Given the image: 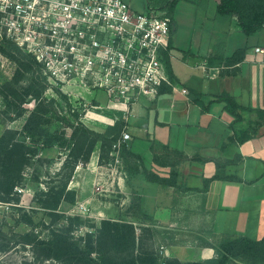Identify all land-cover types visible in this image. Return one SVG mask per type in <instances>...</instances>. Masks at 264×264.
I'll use <instances>...</instances> for the list:
<instances>
[{"label":"crops","instance_id":"obj_1","mask_svg":"<svg viewBox=\"0 0 264 264\" xmlns=\"http://www.w3.org/2000/svg\"><path fill=\"white\" fill-rule=\"evenodd\" d=\"M217 2L213 0L200 22L196 24L192 19L196 25L185 42L179 38L177 30L171 37L169 56L173 82L180 90L186 89L188 95L173 91L159 95L153 102L145 101L135 107L127 122V129L136 135L132 151L142 155L147 169L163 177L171 173L170 167L155 165L153 144L157 155L162 154L161 145L184 153L188 160L176 168L179 172L177 187L164 188L148 182L141 174L129 177L127 173L125 177L115 176L113 184L121 193L132 191L140 197L138 200L143 207L152 208L151 216L158 223L200 227L210 223L215 229L213 233L219 235L261 239L264 236V126L258 136L245 143H232L229 139L258 121L252 109H264V56L255 53V47H264V29L248 37L237 18L217 21ZM178 6L173 30L180 18ZM238 50H245L243 60L227 65L226 61ZM226 93L235 97L242 107L239 111L242 120L234 126V117L225 110V104L218 101ZM106 112L114 111L99 112L101 117L97 115V118L102 124L114 125L117 116L114 119L102 116L101 113ZM238 154L243 161L228 167L227 171L238 174L244 182L215 181L205 191L204 179L215 174V162L233 159ZM92 174L90 184L99 179L100 172L97 174L93 169ZM75 184H79V180L73 181L72 186H76L80 199L88 186L78 189ZM168 249L181 261L187 257L179 248L175 247V252ZM195 256L202 257L198 261H206L215 258L216 252L202 247ZM188 261L192 260L184 262Z\"/></svg>","mask_w":264,"mask_h":264},{"label":"trees","instance_id":"obj_2","mask_svg":"<svg viewBox=\"0 0 264 264\" xmlns=\"http://www.w3.org/2000/svg\"><path fill=\"white\" fill-rule=\"evenodd\" d=\"M182 1L193 2L205 9L213 2V0H148L147 6L165 13L174 22L175 11ZM233 18H237L246 36L257 35L264 29V0H218L216 20L226 22ZM174 32L172 26V34ZM0 55L7 56L16 64V72L12 80L0 86L4 113L9 116V121L27 116L21 130L9 128L0 137V201L18 204L19 198L16 197L15 190L22 184L27 168L34 161L41 160L42 150L60 146L68 152L67 159L71 163L70 172L64 178L62 185L51 187L42 195L45 208L54 211L55 217L50 225L44 224V228L49 230L48 239L40 238L39 233L32 229L31 232L9 238V243L15 242V245L29 247L43 260L57 264H229L233 260L247 264L264 263V236L261 239H253L243 235H227L217 244L204 240L202 246L215 250L216 257L206 261L188 262L177 258L161 259L148 243L149 240L154 239L155 231L153 226L147 223H143L138 228L134 223L124 219L104 220L100 226L92 227L94 231L76 237L73 232L75 228H79L80 219L68 218L65 222L60 221L63 216L56 211L63 201L75 203L77 192L68 187L76 169L81 164L91 161L99 145L103 153L104 150L111 151L122 137L127 123L123 119V114L117 113L114 125L107 126L102 132L91 129L81 121L80 113L73 111L68 97L48 83L42 65L34 57L8 39L0 41ZM165 56L168 74L174 81L170 56L168 53ZM244 56L245 50H238L226 61V64H237ZM49 89L54 91L56 97L47 96ZM171 92H173L172 88L167 85H163L160 89V95ZM218 101L224 103L225 110L234 117L233 126L242 120L239 112L242 107L235 97L226 93L221 95ZM31 102H34L35 106L28 112L26 105ZM253 111L258 115V121L247 130L231 137L230 142L242 144L259 135V129L264 126V109H252ZM64 113L66 116H63ZM53 120H58L61 127H53ZM132 145L133 140L123 144L120 149V155L125 160V172L129 177L141 174L148 182L159 184L164 188L177 187L179 172L176 168L188 160L183 152L171 150L168 145H161L162 154L157 155L155 145L151 146L155 165L171 168L169 176L163 177L146 168L144 158L132 151ZM103 153L100 161L104 158ZM242 161L240 154L233 159L216 161L215 174L204 179L205 191L215 181L244 182L238 174H229L227 171L228 167L237 166ZM53 198L55 200L50 202ZM138 206L147 220H154V217L142 210L141 205ZM32 220L25 213L18 222L32 226ZM54 226L59 228L55 229ZM0 239L7 241L8 236L0 233Z\"/></svg>","mask_w":264,"mask_h":264},{"label":"built area","instance_id":"obj_3","mask_svg":"<svg viewBox=\"0 0 264 264\" xmlns=\"http://www.w3.org/2000/svg\"><path fill=\"white\" fill-rule=\"evenodd\" d=\"M172 26L165 13L148 7L139 12L124 0H0V41L34 57L88 126L101 122L97 115L104 111L123 113L127 123L163 85L188 95L167 71ZM255 53L264 56V47ZM132 140L126 127L113 153Z\"/></svg>","mask_w":264,"mask_h":264},{"label":"rangeland","instance_id":"obj_4","mask_svg":"<svg viewBox=\"0 0 264 264\" xmlns=\"http://www.w3.org/2000/svg\"><path fill=\"white\" fill-rule=\"evenodd\" d=\"M124 1L139 12L144 11L145 8L148 7V0ZM207 9L201 8L193 2H180L178 6L180 18L176 20L174 28V30H177L176 32L180 39L182 38L184 42L187 40V37L191 34L190 31L193 32V25L195 26L201 21V15L204 11L208 12ZM212 9L215 8L212 6ZM192 19H195L193 22L196 24H193ZM15 72L16 64L7 56L0 55V86L11 81ZM47 96L53 98L56 97V94L52 90L51 92H47ZM94 98L95 97L92 99ZM102 102L106 104L108 100L104 99ZM61 103L65 106L63 102ZM34 106V102H31L26 105V109L30 112V110L34 109ZM4 111L5 107L2 97L0 96V137L6 129L21 130L27 119V116H25L15 121H9V116H7ZM101 114L102 116L112 119L116 116L114 112ZM63 116H66V113H64ZM52 123L55 128L61 127V123L58 120H53ZM88 127L102 132L106 129L105 127H107V125L98 121L96 124H91ZM129 132L132 138H136V135L131 130H129ZM104 151L105 153L102 152V148L99 145L91 161L87 164H81L72 177V182L68 189L76 191V188H74L76 186H72L73 181L79 180V184H75L78 185V189L88 186L85 195L79 199L78 194H76L75 203L63 201L59 210L56 211L60 216H63L60 221L65 222L68 218L80 219L81 223L78 226L79 228H75L73 232L76 237L82 236L86 232L94 231L92 227L100 226L101 222L104 220L119 221L124 219L134 223L138 228L143 223H147V225H152L155 231L154 239L149 240L148 243L152 246V249L158 253L161 259H174L176 254L170 253L168 248H170L172 252H175L176 247L186 253L187 257L185 260L198 261L202 257L195 256V253L203 247L204 240L217 244L227 236L213 233L215 229L210 223L200 227L192 224H161L156 222V220H147L144 214L138 209V205H141L142 210L149 215H153L151 213L152 208L149 205L143 207L134 192L127 191L121 193L113 184L116 179L115 176L119 175L125 177L123 174V172H125L124 159L121 157L120 153L114 154L113 149L111 151ZM102 153L104 158L100 161ZM67 154L68 152L60 146L54 147L53 149L42 150L40 155L41 160L34 161L33 164L27 168L23 176L24 179L22 184L15 190L17 192L16 197L19 198L18 204L0 201V233L8 236L7 241L0 239V264H57L53 261L43 260L38 253L35 254L29 247L15 245V242L9 243V238L12 239L15 235H23L31 232L33 229L39 233L40 238L48 239L49 230L44 228V224L50 225L55 217L53 216L54 211L45 208L44 196L42 197V195L51 187L61 186L64 178L69 174L71 163L67 159ZM78 169L81 170L80 173L77 172ZM93 169H95L97 174L100 172V176L95 183L92 182V184H90L89 179L93 175ZM256 191L262 192L259 189ZM262 194L264 195V191ZM54 198H56V195H54ZM54 198L50 200V202L54 201ZM25 213L33 219L32 226L18 222ZM53 228L58 229L59 226H54ZM167 254H169V256ZM229 264L247 263L233 260Z\"/></svg>","mask_w":264,"mask_h":264}]
</instances>
